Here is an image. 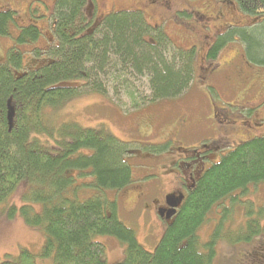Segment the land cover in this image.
<instances>
[{
	"label": "trees",
	"instance_id": "1",
	"mask_svg": "<svg viewBox=\"0 0 264 264\" xmlns=\"http://www.w3.org/2000/svg\"><path fill=\"white\" fill-rule=\"evenodd\" d=\"M89 1L56 0L49 17L54 41L36 49L30 62H25L20 49L10 47L0 64V209L21 185L29 188L34 183L35 190L26 198L43 203V209L26 204L20 213L45 236L39 255L24 248L0 264H38V256L50 259L49 264H108L106 246L96 239L100 235L114 236L125 245L118 264H213L216 244L224 236L221 224L206 243L198 231L215 205L264 182V135L243 142L208 167L167 225L156 250H147L135 231L119 220L116 199L99 193L83 197L78 191L120 192L132 184L128 143L105 129L84 128L76 122L49 126L45 109L62 106L82 90L111 95L131 108L180 97L195 82L196 46H177L161 24L147 21L142 10L112 11L95 22L86 11ZM237 2L242 13L264 17V0ZM14 14L11 9L0 11V35H11ZM41 35L38 26L29 25L17 40L25 45ZM237 40L247 60L264 67V20L227 27L206 59L216 60ZM133 75L146 82L135 84ZM41 135L53 144L43 142ZM84 175L91 180L77 185ZM255 211H250L255 215L240 226L232 241L264 235V207ZM17 212L14 206L8 216Z\"/></svg>",
	"mask_w": 264,
	"mask_h": 264
},
{
	"label": "rangeland",
	"instance_id": "2",
	"mask_svg": "<svg viewBox=\"0 0 264 264\" xmlns=\"http://www.w3.org/2000/svg\"><path fill=\"white\" fill-rule=\"evenodd\" d=\"M55 1L0 0V11L11 9L15 12L9 26L11 35H0V64L5 62L10 47L20 49L25 62H30L36 56V49L47 48L54 41L49 17ZM87 5V14L95 22L112 11L142 10L151 25L161 24L174 44L187 49L196 46L195 82L180 97L131 108L111 95L82 90L62 106H48L45 109L49 126L57 128L63 123L76 122L84 128L105 129L128 143L130 152L126 160L133 168L132 184L120 192L85 188L78 191L83 197L99 193L111 200L116 199L119 220L135 231L142 246L154 252L167 225L156 209L143 204L154 199L164 200L174 189V180L165 176L164 171L168 170L169 159L183 156V152L176 147L192 154L204 143L217 142L209 145L210 153L215 155L210 162L212 165L243 142L264 135V117L259 119L257 116L259 112H264V102L260 103L264 99V67L245 60L240 40L229 43L216 60L205 59L208 42L212 43L218 33L229 26L262 22L264 17L242 13L237 0H90ZM29 25L38 26L42 35L38 41L20 45L17 40L19 33ZM131 77L138 81L135 83L137 85L146 82L143 76ZM248 93L252 97L246 101L239 100ZM121 98L123 101L126 99ZM255 98L260 102L256 103ZM216 112L226 119L220 121L214 116ZM150 122L154 126L151 127V135L148 133ZM206 122L220 125L221 131L210 133ZM217 137H220L219 140L215 139ZM41 138L43 142L53 144L47 135H41ZM215 146L216 149L213 148ZM154 148L167 149L153 151ZM170 169L181 171V175L189 179L190 169L186 164L182 168L170 166ZM90 180V175L78 177L77 185ZM35 188L34 183L29 188L27 184L21 185L0 209L1 261L8 256H18L24 248L37 255L41 252L45 241L43 232L28 225L20 213L21 207L26 204L32 205L36 211H42L43 203L26 198ZM218 205L213 207L207 222L198 231L200 241L206 243L221 224L220 231L224 236L216 244L213 264H264V235L250 241L231 240L239 236L240 226L255 215L250 211L256 212L258 207H264V182L251 185L245 195L236 191ZM14 206L18 212L11 218L8 212ZM96 239L106 246L108 264H118L123 259L125 245L118 238L100 235ZM37 262L49 264L50 259L38 256Z\"/></svg>",
	"mask_w": 264,
	"mask_h": 264
},
{
	"label": "flooded vegetation",
	"instance_id": "3",
	"mask_svg": "<svg viewBox=\"0 0 264 264\" xmlns=\"http://www.w3.org/2000/svg\"><path fill=\"white\" fill-rule=\"evenodd\" d=\"M226 30H227V28H226ZM225 31H223L221 33H218L216 38L214 39V41L212 43L208 42L209 47L207 49L206 56H207V53L210 50V48L216 43L219 35L223 34ZM205 59H206V57H205ZM246 59L247 58L245 56V60ZM206 61H208V60L206 59ZM249 97H252V95L248 93V95L243 96L239 100L240 101H246ZM253 100L256 101V103L260 102L259 100H257V98H255ZM263 102H264V99L260 103H263ZM263 106H264V104H263ZM263 109H264V107H263ZM214 116H216L220 121L223 120V119H226L222 114H220L218 112H216L214 114ZM257 116H258L259 119L264 117V112H259ZM206 124H207L206 125L207 126V130L210 133H215L217 131L218 132L221 131L219 129L220 125L218 126V125H215V124H209L208 122H206ZM148 126H149V129H150V131L148 133H150L149 135H151V127H154V126H153V124L151 122L148 123ZM221 126H223V125H221ZM217 138H215V139L219 140L220 137H217ZM211 144H217V142L209 143V144L204 143V144L200 145V149L199 150H195L194 149L192 151V154H189L187 151H184V149H182V148H180L178 146L176 147V149H178L180 152L181 151L183 152V156L178 157V158H176L174 160L169 159L168 160L169 164H167L168 170L164 171L166 173L165 176L171 177L174 180V184H175L174 189H172L169 194H171V193H176V194L183 193L185 195V197L187 196L188 192L195 186V183H196L197 179L199 178V176L204 172L205 169L208 168L210 162H212L211 161L212 158L215 157V155L213 153H210V146L209 145H211ZM213 148L216 149L217 146H215ZM197 157H199L200 159H198ZM184 164H186L188 166V169H190V171H189V179L188 180L186 179L185 176L181 175V171L173 170V169L169 170L170 166L178 165V166H180L182 168L184 166ZM210 166H211V164H210ZM192 167L194 169H191ZM167 179H168V181L171 180L169 178H167ZM166 197L164 198V200L154 199L151 202H144L143 205L147 206V207L151 206V208L156 209V211L159 214V217L164 222H166V225H169L172 222L173 217L176 215V213L179 210L181 205L176 208V212H174L170 218H167V213L171 210V208L167 204ZM161 210L164 211V213H165L164 216H161V213H160ZM166 228H167V226H166Z\"/></svg>",
	"mask_w": 264,
	"mask_h": 264
},
{
	"label": "water",
	"instance_id": "4",
	"mask_svg": "<svg viewBox=\"0 0 264 264\" xmlns=\"http://www.w3.org/2000/svg\"><path fill=\"white\" fill-rule=\"evenodd\" d=\"M185 199V195L183 193L181 194H176V193H171L167 195L166 201L167 204L170 206L171 210L167 213V218H170L174 212H176V208L182 204V202ZM161 216H164V211H160Z\"/></svg>",
	"mask_w": 264,
	"mask_h": 264
},
{
	"label": "bare ground",
	"instance_id": "5",
	"mask_svg": "<svg viewBox=\"0 0 264 264\" xmlns=\"http://www.w3.org/2000/svg\"><path fill=\"white\" fill-rule=\"evenodd\" d=\"M75 76V75H74Z\"/></svg>",
	"mask_w": 264,
	"mask_h": 264
}]
</instances>
